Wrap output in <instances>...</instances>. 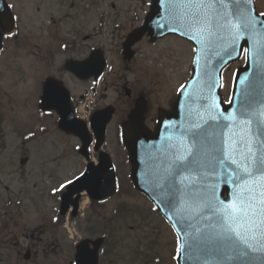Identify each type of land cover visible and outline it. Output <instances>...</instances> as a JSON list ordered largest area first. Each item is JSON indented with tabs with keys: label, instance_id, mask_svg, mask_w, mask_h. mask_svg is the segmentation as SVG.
I'll list each match as a JSON object with an SVG mask.
<instances>
[{
	"label": "rangeland",
	"instance_id": "1",
	"mask_svg": "<svg viewBox=\"0 0 264 264\" xmlns=\"http://www.w3.org/2000/svg\"><path fill=\"white\" fill-rule=\"evenodd\" d=\"M24 1H17L22 7L20 39L9 42L0 57V264H74L75 244L100 234H124L126 240L121 248L125 249L122 255L127 259L123 264H139V257L130 259L136 247L131 235L152 233L154 226L160 228L159 238H169L171 255L175 242L169 225L130 181L120 126L132 108L133 98L143 94L149 100L147 124L152 127L157 108L172 103L177 88L190 75L192 45L174 36L153 44L145 38L133 46L135 56L130 62L122 59L121 44L129 32L142 24L152 0H66L68 5L74 1L76 10L63 24L57 20L65 9L58 4L49 6L47 0H32V7H39L33 12ZM256 3L259 11L264 10V0ZM73 27L76 34H89L90 39L72 44L75 35L70 37L68 30ZM91 46L104 50L108 61L105 74L98 82L71 86L75 85L76 95L86 102V112L81 113L84 116L88 114V101L93 109L110 104L116 107L107 126L105 149L115 163L119 189L101 204L84 197L80 215L62 218L58 213L61 191L53 195L51 189L82 171L85 163L73 149L76 141L59 139L52 119L38 114L37 94L48 72L54 71L69 55L86 56ZM235 65L224 75V99L229 96L232 71L240 63ZM126 88L131 90L130 97L125 95ZM29 132L35 136L28 137L32 148L26 152L27 162L21 164L20 143ZM32 231L40 240L30 239ZM114 239L117 242L115 236ZM27 248L32 256L25 260ZM139 251L142 253L141 248ZM109 257L107 250L102 251L99 264H107Z\"/></svg>",
	"mask_w": 264,
	"mask_h": 264
},
{
	"label": "snow or ice",
	"instance_id": "2",
	"mask_svg": "<svg viewBox=\"0 0 264 264\" xmlns=\"http://www.w3.org/2000/svg\"><path fill=\"white\" fill-rule=\"evenodd\" d=\"M160 2L166 23L157 26L171 22L184 30L181 35L190 34L189 38L198 46L192 49L196 54L194 62H198L205 46H213L226 37L234 45L244 32L258 36L264 32V23L257 18L264 17V13L254 14V9L248 7L252 0ZM5 24L0 15V29H5ZM5 30L9 36L19 35ZM171 31L177 29L173 27ZM3 35L0 31V39ZM242 50L247 53V49ZM185 87L180 84L177 92L183 94ZM250 95L246 92L239 109L229 115L222 111L213 114L212 110L218 106L212 104L207 120L201 117V122L189 123L186 128L181 126L183 131L178 142L168 147L164 162L155 169L150 191L159 200V206L177 218V225L185 236L183 242L176 236L174 259L178 260L184 251L189 258L198 252L216 254L229 261H264V108L253 111ZM58 99L53 89V105ZM209 121L214 122L210 128L206 127ZM129 135H136L135 127L129 129ZM33 136L35 133L29 132L25 139ZM90 139V136L84 137L88 153L92 152L87 147ZM82 178L89 184L99 183L96 175H89L85 170L78 176L65 178L51 192L55 195Z\"/></svg>",
	"mask_w": 264,
	"mask_h": 264
},
{
	"label": "water",
	"instance_id": "3",
	"mask_svg": "<svg viewBox=\"0 0 264 264\" xmlns=\"http://www.w3.org/2000/svg\"><path fill=\"white\" fill-rule=\"evenodd\" d=\"M254 9L253 1L248 5ZM1 14L6 21L5 29H11V16L5 7L3 0H0ZM255 14V9H254ZM164 7L160 0H153L150 12L147 14L143 25L134 29L127 36L123 43L124 59H131L133 56L132 46L137 43L146 34L150 37V42H155L169 34L179 35L189 39V36L181 35L184 30L179 24L167 22L166 26L158 27L157 25H165ZM264 23V17H257ZM175 27L177 31H171ZM261 25H257L260 29ZM4 29V30H5ZM7 31V30H5ZM247 41V42H245ZM194 44V43H193ZM246 45V64L237 70L234 76L233 90L230 96L231 103L223 104L219 94L221 87V72L230 63L237 61L242 54V49ZM195 47H198L194 44ZM0 39V50H1ZM235 49L234 51L232 49ZM231 52V55L228 54ZM196 61V56L195 60ZM106 60L101 49H93L87 59L83 61L67 60L65 69L71 71L80 79L87 80L94 76L95 80H99L104 72ZM193 74L185 83L186 87L183 94L179 93L175 102L174 110L166 113L160 110L158 113V125L155 133L151 132L144 124V113L146 110V102L143 97H139L135 101L134 108L127 116V120L122 123V141L128 152V160L131 164L130 177L133 185L140 192L144 193L159 209L168 223L174 229L176 235L181 237V242L185 239L184 233L180 225H177V218L172 215L166 208L160 205L159 200L154 199L153 193L150 191L149 185L152 182L155 169L159 167L165 160L168 147L178 142L180 132L183 127H187L189 123L201 122L208 118V109L212 104L218 107L212 110L213 114L223 112L229 115L239 109L244 94L250 93V99L253 101L252 110L259 111L264 108V32L259 36L254 33L244 32L239 40L233 45L230 38L217 41L213 46H205L204 50L199 54L198 62L193 63ZM53 89L58 93V102L53 105L51 94ZM130 94L129 90L126 92ZM40 108L56 109L59 119V128L67 133L78 136L82 142L80 153L89 160V153L84 146V137L90 136L87 147L91 145L92 135L87 131L86 123L77 120L74 117V109L70 101V95L63 87L62 83L54 79H47L43 84V93L40 97ZM114 113L113 106H107L104 109L97 110L93 113L90 125L96 139L95 150H98L105 139V128L110 122ZM239 116V112H236ZM171 122L172 126H169ZM214 123L209 121V125ZM224 123H228L225 121ZM135 127L136 135L130 136L129 129ZM211 130V129H210ZM238 131V128L236 129ZM85 170L89 175H96L99 179L98 184H89L83 180L75 182L66 188L61 196L60 214L65 215L70 206L73 207L72 215L76 214L78 208L79 195L71 200L76 193L87 191L92 199L100 200L117 191V179L115 168L109 154L106 152L99 153L98 165L89 163ZM185 176L196 175L195 173H184ZM222 190V189H221ZM189 231H191L189 229ZM87 241V244H85ZM103 238L95 241L83 239L76 245L74 255L75 264H98V249L101 246ZM93 243V248L89 246ZM178 264H264V261L241 262L229 261L222 259L216 254H202L194 252L189 258V254L184 251L178 259Z\"/></svg>",
	"mask_w": 264,
	"mask_h": 264
},
{
	"label": "flooded vegetation",
	"instance_id": "4",
	"mask_svg": "<svg viewBox=\"0 0 264 264\" xmlns=\"http://www.w3.org/2000/svg\"><path fill=\"white\" fill-rule=\"evenodd\" d=\"M3 1L5 3L6 9L8 10V12L11 14V16L13 18L12 32H18L19 31V27H20L19 26V16H20L19 14H21V12H22V7L19 6V4L17 3L18 0H3ZM31 1L32 0H25L23 2V4L26 7H30L29 9L31 11H33V12L38 11L39 7L37 6L38 7L37 9L33 8L32 5H31L32 4ZM47 1L50 2V3L47 4L49 6L50 5L56 6L55 4H58L60 6L59 8L65 9L64 13H62L59 16L58 20H57L59 23L63 24V23L67 22V19H71L72 17L69 14L75 15V13L73 12V9L76 10V3H74V1H72L69 5L65 4L66 0H47ZM9 5H12V7H8ZM65 12H67V13H65ZM0 14H1V9H0ZM50 18L53 19L54 16L51 15ZM51 21L49 20V22H51ZM143 21H144V19H143ZM45 28L48 29V31H49V26L48 25H46ZM0 31H2V29H0ZM68 31H69L70 37L73 34L75 35L71 39L72 44H75V45L79 44L81 39L83 41H87V40L90 39V35L89 34H79V35H78V33L76 34L77 29L75 27H73L72 30H68ZM19 39H20V35L9 36V34H5L3 36V38H2L3 49H2V51L0 53V57L4 53V50H5V48H6V46H7V44L9 42L14 41V40L18 41ZM63 41H64V39L62 40V42ZM94 47H97V46H91V47L88 48V52H87L86 56L83 55V56L75 57L73 55H69L66 59L63 60L62 64L60 62V64L57 66V68L54 69V71L48 72L42 78V81H41L40 86H39L40 89L38 88L39 89L38 90L39 93L37 94L38 103H36V108H38V114H42L46 118L52 119V124L54 125L55 129L57 130V133L59 134V139H61V140L62 139H68V140L69 139H74L78 145H79L80 141H79V139L77 137H75V136H73L71 134H67L66 132H64V131H62L61 129L58 128L59 117L57 115L56 109L49 110V111H41L39 109V100H40V95L42 93V84L48 77H52V78H55V79H57L59 81H62L64 86L69 91V94L71 96V104H72V107L74 109L75 116L77 118H79L78 117L79 116L78 112L82 108L83 103H85V101L82 100L83 97H79V96L76 95V93H75V85L71 86V84L88 82V81L93 80V79H89L87 81L80 80L73 73H71L70 71L65 69V62H66L67 59H75V60L85 59L88 56V54L91 51V49L94 48ZM241 63H242V61H241ZM241 63H240V65H241ZM0 74H1V72H0ZM92 83H94V82H92ZM177 94H178V92H177ZM139 95H143V94H139ZM130 96H128V97H130ZM176 98H177V96H176ZM134 99L135 98H133V101H134ZM147 100H148V98H147ZM171 105H172V103L170 102V104L166 107V109L170 110L172 108ZM100 108H103V107H100ZM97 109H99V108L98 107L95 108V110H97ZM115 113H116V107H115ZM149 118L152 119L151 116ZM147 120H148V112H147V114H145V122H146V124H147ZM152 121H153V122H151L152 123V127H150L148 124H147V126H149L153 130L155 128V126H156V123H157V114H156L155 118L152 119ZM87 123H89V122H87ZM24 139H22V142L20 143V145H21V148H20L21 157L19 159L20 162H21V160H23V161L28 160V156L26 155V152L30 151L31 148H32L30 146V144H29V140L28 139L24 140ZM105 144H106V141L104 143L103 149L105 151H107L105 149ZM15 149L17 150V148H15ZM73 149L75 151V149H76L75 146L73 147ZM78 149H79V147H78ZM78 149H77V151H78ZM0 155H1V153H0ZM0 162H1V160H0ZM80 203H81V201H80ZM92 203L101 204L102 202H92ZM78 215H80V214H78ZM159 229H160L159 227L154 226V227H152V233L151 232L142 233L141 237H136V236L133 237V235H131L132 238H130V239H131V241H133L135 243V246H136V247L133 248V250L131 252V258L130 259H132V261L136 260L137 257H139L140 258L139 264H170V259L173 262V255H174V252L176 251V242L173 239L174 242H175L174 243V247H173L174 250H173L172 254L169 255L168 254V245H169L168 244V242H169L168 239L169 238H165V237L164 238H159V236L161 235L160 233L157 232ZM36 234L37 233H34V231H32V234L29 235L30 239L33 240V241L34 240H38V239L40 240V237H36ZM22 235L24 237H26V234L22 233ZM99 236H102L104 238L102 246H101V248H99V253H101L102 251H106L107 250L108 254L110 255V257L108 258L107 264H123V263H125L124 260L127 259V257L122 255V252H124L125 249L121 248V246L124 245L123 241L126 240L123 237L125 235L124 234L123 235H119V234H116V235L102 234V235H99ZM99 236H97V237H99ZM111 236H112L113 242H111ZM114 236L117 239V242L115 241ZM97 237H95V238H97ZM16 240H18V239H16ZM90 247H93L92 243L90 244ZM139 248L142 249V253L139 251ZM21 250H22L21 248L18 250V254H21ZM37 250H38V248L35 249V252ZM27 251L29 252V257L28 258H31V256H32L31 249L27 248Z\"/></svg>",
	"mask_w": 264,
	"mask_h": 264
}]
</instances>
